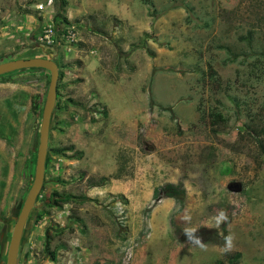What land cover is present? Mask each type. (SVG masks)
<instances>
[{
  "label": "rangeland",
  "instance_id": "1",
  "mask_svg": "<svg viewBox=\"0 0 264 264\" xmlns=\"http://www.w3.org/2000/svg\"><path fill=\"white\" fill-rule=\"evenodd\" d=\"M38 3L46 0H0V63L49 57L36 42L49 17L83 25L76 52L49 49L63 73L62 108L53 110L18 264H264V0ZM0 76L25 87L0 91L13 108L2 112L13 117L12 135L0 122L6 256L34 177L50 72ZM77 86L83 95L74 97ZM102 109L106 116L93 112ZM59 146L73 149L56 155ZM168 182L184 195L157 202L150 191ZM57 195L70 197L56 203Z\"/></svg>",
  "mask_w": 264,
  "mask_h": 264
},
{
  "label": "water",
  "instance_id": "2",
  "mask_svg": "<svg viewBox=\"0 0 264 264\" xmlns=\"http://www.w3.org/2000/svg\"><path fill=\"white\" fill-rule=\"evenodd\" d=\"M23 68H43L50 72L47 93L42 109L41 121L39 126V141L36 151V161L34 177L31 186L26 194L24 203L18 215L15 217L14 225L11 231L10 239L6 252V264H17L18 253L22 240V235L26 222L45 179L46 158L48 153L50 123L53 110L57 101V82L59 79V68L57 62L51 57H33L11 59L0 63V75ZM240 186L231 185L234 190L240 189Z\"/></svg>",
  "mask_w": 264,
  "mask_h": 264
},
{
  "label": "built area",
  "instance_id": "3",
  "mask_svg": "<svg viewBox=\"0 0 264 264\" xmlns=\"http://www.w3.org/2000/svg\"><path fill=\"white\" fill-rule=\"evenodd\" d=\"M52 3L53 0H46L45 5L43 3L36 4V9L42 11ZM82 25L83 22L81 21L78 23H66L62 25L59 24L56 19L52 20L49 17V21L42 26V29L37 36V42L44 47H59L65 52H70L74 49V52H76L79 42L81 41L80 27ZM93 112L96 113L98 111L94 110ZM161 195L163 196V194L160 193L154 200L158 202Z\"/></svg>",
  "mask_w": 264,
  "mask_h": 264
},
{
  "label": "trees",
  "instance_id": "4",
  "mask_svg": "<svg viewBox=\"0 0 264 264\" xmlns=\"http://www.w3.org/2000/svg\"><path fill=\"white\" fill-rule=\"evenodd\" d=\"M64 22L65 23H68L65 20H64ZM252 34H253L252 31H250L248 33V38L249 39H252ZM31 69H41V70L46 71L43 68H31ZM62 74H63L62 72H59L60 78L62 77ZM68 101H70V102H72V103L75 104V100H73L72 98H68ZM58 108H62V106H60L59 102H56L55 109H58ZM97 111H99L100 113H103L104 116L107 115L105 109L97 110ZM217 116L220 117V115H217ZM71 149H73V146H62V147L59 146V148H53L52 149V152L55 153L56 155L59 154V153L61 155V153H64L65 151H68V150H71ZM101 180L107 181L108 178L102 177ZM89 183H90L91 186H97V182L95 181V178H90ZM160 193H162L163 196H166L168 198H172L174 200H177L181 196L184 195L185 189L183 187H181V185L179 183L173 184V183L168 182V183L164 184V186H162V187H155L154 188V190H153V196L154 197L153 198L155 199ZM57 197L60 198V200L59 199H56V203H59L60 201L64 202L65 200H68L69 197H70V195H57ZM119 200L123 204H127V202H128L127 199H126V197L123 196V195H121V194L119 195ZM229 222H230V218L228 216L225 217L224 220H223V223L221 225V231L223 233L222 234V238H223V236H226V227H227V225H228ZM217 236H218L217 234H215V236H212L213 237L212 239H214V240H212V242H214V243H218L219 242L218 239H220V238L217 237ZM222 238L220 240H222Z\"/></svg>",
  "mask_w": 264,
  "mask_h": 264
},
{
  "label": "crops",
  "instance_id": "5",
  "mask_svg": "<svg viewBox=\"0 0 264 264\" xmlns=\"http://www.w3.org/2000/svg\"><path fill=\"white\" fill-rule=\"evenodd\" d=\"M37 42V41H36ZM37 49H39V50H41V52H44V54H46L47 56H49V57H51V58H53L54 60H55V56L54 55H57L58 54V52H57V50H55L56 48H54V52H52V50H49L48 48H46V47H44V46H42V45H40L38 42H37ZM48 50L51 52V53H53V55H51L50 56V54L49 53H45V52H48ZM95 50H92V52H91V54H93V55H95ZM35 56H37V57H42V55L39 53V54H37V55H35ZM35 71H33V72H21L20 74H19V76H24V77H29L30 75H33V73H34ZM1 77H4V76H0V91L2 90V91H5V90H7V91H11V92H15V93H17V92H19L20 90H22L23 88H25L24 86H22L21 84L22 83H13V82H3L4 81V79H1ZM75 92V95H74V97H77V96H81V95H83V93H82V88H81V86H77V88L74 90ZM84 97H87L86 95L84 96ZM78 101V102H77ZM79 103V99H75V103ZM155 188V187H154ZM154 188L152 189V192L150 191V196H152V197H154L153 196V190H154ZM168 198V197H167ZM138 238V240L139 241H142L143 239H145L144 238V234H140V236L139 237H137Z\"/></svg>",
  "mask_w": 264,
  "mask_h": 264
},
{
  "label": "flooded vegetation",
  "instance_id": "6",
  "mask_svg": "<svg viewBox=\"0 0 264 264\" xmlns=\"http://www.w3.org/2000/svg\"><path fill=\"white\" fill-rule=\"evenodd\" d=\"M37 41V40H36ZM46 48H48V49H51V48H49V47H46ZM53 48V47H52ZM56 61V60H55ZM28 69H31V68H28ZM11 72V71H10ZM11 78L12 77H6L5 79H4V81L3 82H12V80H11ZM5 99H7L8 100V97H6ZM7 100H4L3 101V103H2V105L0 104V113H1V115L3 116V111L5 110V108H6V106L8 107V108H11V109H13L12 108V104L11 103H8V101ZM1 101V100H0ZM5 102H6V104H5ZM33 105H37V103L34 101L33 103H32ZM43 105H44V103H43ZM39 110V109H38ZM14 111V110H13ZM42 114V113H41ZM40 114V115H41ZM36 112H34V110L32 109V112L29 114V117L31 118V123H30V126H29V129L31 128L32 130H34L35 129V127H36V124H35V122L37 121V118H36ZM18 117V115H16L14 118L16 119ZM28 117V118H29ZM52 121V120H51ZM0 122H1V124L2 125H4L5 126V128H7V125L6 124H9V127H8V129H12V130H10V132H11V135H12V132H13V117L12 116H6V114H5V116H3V117H0ZM51 124V123H50ZM40 126V125H39ZM0 137H3V135L2 134H0ZM11 138V137H10ZM26 229V225H25V227H24V231H23V235H24V233H26L25 230ZM22 235V236H23ZM7 252V251H6ZM21 255V246H20V248H19V253H18V256H20ZM20 260V259H19ZM6 256H0V264H6ZM17 264H18V262H17ZM20 264V263H19Z\"/></svg>",
  "mask_w": 264,
  "mask_h": 264
}]
</instances>
